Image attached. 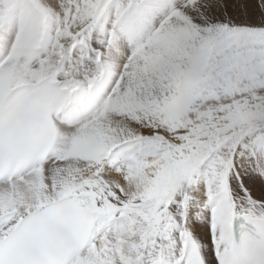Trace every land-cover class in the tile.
Here are the masks:
<instances>
[{
    "label": "snow or ice",
    "instance_id": "snow-or-ice-1",
    "mask_svg": "<svg viewBox=\"0 0 264 264\" xmlns=\"http://www.w3.org/2000/svg\"><path fill=\"white\" fill-rule=\"evenodd\" d=\"M0 264H264V0H0Z\"/></svg>",
    "mask_w": 264,
    "mask_h": 264
}]
</instances>
